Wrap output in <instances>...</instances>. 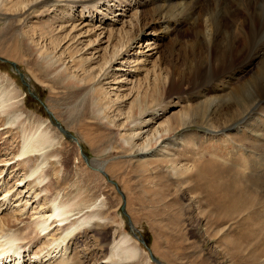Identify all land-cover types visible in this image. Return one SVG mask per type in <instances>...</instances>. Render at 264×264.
Returning a JSON list of instances; mask_svg holds the SVG:
<instances>
[{
    "label": "rangeland",
    "instance_id": "374dc122",
    "mask_svg": "<svg viewBox=\"0 0 264 264\" xmlns=\"http://www.w3.org/2000/svg\"><path fill=\"white\" fill-rule=\"evenodd\" d=\"M98 1L0 0V218L32 226L54 198L81 205L73 216L99 213L60 247L53 223L29 245L40 256L24 252L22 264L63 253L68 264H264V95L248 106L230 93L264 62V15L254 0H223L210 16L220 31L206 36L183 0ZM171 4L168 34L150 13L137 20ZM185 116L193 123L179 127ZM157 130L168 135L154 147ZM32 135L44 159L20 155ZM122 235L139 257L107 261Z\"/></svg>",
    "mask_w": 264,
    "mask_h": 264
},
{
    "label": "bare ground",
    "instance_id": "6f19581e",
    "mask_svg": "<svg viewBox=\"0 0 264 264\" xmlns=\"http://www.w3.org/2000/svg\"><path fill=\"white\" fill-rule=\"evenodd\" d=\"M101 1L102 0H99L98 2L100 3ZM151 2H152V0H151ZM250 2L252 3V6H254V11L260 17H263L262 15H264V4H262L263 6H261L258 0H254V2H252V1H250ZM162 3H164V2H162ZM197 3L199 5H197ZM212 3H213L212 0H187V1L183 0L182 2L177 3V5L179 4V6L182 5L183 7H186L189 4H192V6L188 7L189 9L192 8L191 10H194L193 13L190 12V13H192L194 15V22H193L194 24H192V28H193L194 25H196V27H197V25H208L204 29V32H205L204 35H206V36L209 35L210 36V34L214 33L215 30H219L220 31V29H216V27L214 26V23H217V24L220 23L221 24V21H219V19L218 20L217 19L214 20L210 16L213 15L212 13H218V14L222 13L221 9H222V7L224 5L223 0H219V3L218 2H214V7H211ZM166 4H168V3H166ZM166 4H164V5H166ZM151 5H153V4H151ZM177 5L171 4V5H167V6H160L164 10L160 9L158 11L159 13L156 10L154 11V9L152 10L153 12H151L150 11L151 9H150L149 11H145L143 13H140L139 16H137V20H139V19L141 21L146 20V14L150 13L151 14V18L149 19L150 21L157 23V25L158 24H165L166 23L165 20H167V17H168L167 13L174 11V9H176V11H177L178 10L177 9L178 8ZM155 8H156V6H155ZM185 9H187V8H184V10ZM180 10H182L184 12L183 8L180 9ZM180 13H181V11H180ZM186 14L188 16V13H186ZM165 15H167V16H165ZM169 18H170V16H169ZM171 18H172V16H171ZM177 18H179V17H177ZM163 19H165V20H163ZM175 23H176V20H175ZM166 24H165V31H164L165 33H167L169 31V29L171 28V27L166 26ZM240 25H243V24L240 23ZM192 28H191V30H192ZM172 31H173V29H172ZM223 40H225V39H223ZM138 41H140L139 37H136L135 39H133L131 41V43L129 45H127L125 47H122L121 50L118 49L119 51L117 50L118 52L116 51L113 54V56H112V58H111V60L109 62V68L112 67L113 64L116 61H118V59L122 58V56L124 54L128 53L134 47V45L136 46ZM100 42H101V39L98 41V43H100ZM233 44H236V43L233 42ZM187 45L192 46V48L195 47V49H196V45L195 44H191V45L187 44ZM232 47H233V45H232ZM193 52H194V50H193ZM229 54H227V55H229ZM193 56H194V54H193ZM224 59L227 60V57L225 56ZM224 66L227 67L226 63H224ZM222 67L223 66H221V68ZM218 72H219V70H218ZM106 76H107V74H106ZM226 84H227V82H226ZM236 92H241V96H243V102H246V103L248 102V106H251V104L253 105V103H254V106H255L256 103L258 104L260 98L264 95V62L257 66V69L254 70L253 75L249 76L244 84L242 83L240 86H237L236 88H234V90L232 89V91L230 93H236ZM211 99L213 101H215L218 98H215V99L211 98ZM14 117L15 118H19L20 114H16L15 113ZM181 119L182 120L179 122V127L186 126V125H189V124L193 123L192 121H188L189 118L187 116L182 117ZM177 123H178V121H177ZM238 124H239V122H238ZM168 129L175 130L172 127L168 128ZM167 135L168 134H166V131L162 133V131H158L157 130L154 133V136H153V143H152L153 146L154 147L161 146L164 143V139H165V137ZM37 136L41 138L40 140H43V142L45 141L46 143L49 141V138H50L48 133L46 131H43V130L40 131ZM37 136L32 135L29 138H25L23 140L22 146H21L20 155H23V154H26V153L30 154V152H38V154L41 156L42 159H44L46 157V155L48 154L46 149H48V148H46V146L42 145L43 144V143H41L42 141L38 140V141H40L41 144L37 141ZM150 147H151V144L150 143H146V145L142 149H147V148H150ZM40 164H37L36 167L31 170L29 176L30 175L32 176V174H34L37 171H39L38 169L41 168ZM44 177L42 176V178L41 177H40V179L38 178L39 179L38 182L43 181ZM51 204H52L51 205L52 206L51 211H49V213H47V214L46 213H41V211L38 210V212H40L41 214H39L37 212L39 215L36 218L33 219L34 222L32 223L33 224L32 226L24 224L23 227L20 229L17 226L18 225L17 224V219H18V221H20L18 217H15V216H10L9 217L8 216V217L0 218V240L2 238H5L7 240V241L5 240V242H8V243L10 242L12 245H15L14 247H12V245L10 244V247H8L6 249H3L5 247V245H9V244L6 243L4 245V247L0 250V264H22V263L25 262V260H24V256L25 255L22 254L24 252L26 253V255H28L27 257H28L29 261H30L31 258H34L32 262H35V260L40 256V252H38V251L37 252H33V253H31V256H30V253H29V250H28L29 247H30L29 245H31V243H35L40 238L41 234H45V233L49 232V228H50V226L53 223H54L53 225L59 226L58 228H61V231H62V233L59 236H57L58 238H55V236L52 235L54 237V238L52 237L53 238V241H52L53 244L56 245V246H59L62 242H65L68 239L67 237L71 233L75 232L76 230H79V229L83 228L84 226H86L87 224L92 222L93 220H96V219L99 218V213H97V211H94L93 207H90V206H88L87 211L83 212L82 214L73 216L75 214L74 213L75 208H77V206H81L78 203H76V202L58 201V200L56 201V199L54 198V199H52ZM33 210H35V209H33ZM35 216H36V214H35ZM61 225H66V227H64V226L61 227ZM14 227H16V228H14ZM47 234H49V233H47ZM57 235H58V233H57ZM1 243H3V242H1ZM19 243L21 245H19ZM26 244H28V246L25 248ZM62 246H64V245H62ZM47 249H49V246H48ZM56 249H59V248H56ZM66 249H68V247ZM52 250H54V249H52ZM57 251H59V250H57ZM44 256H46V255H44ZM138 257H139V251L136 249V247L134 245H132L130 238H128V236H126V235L125 236L122 235L117 240L113 241L112 244H110L109 253L107 254V257L105 259L107 261L108 260H115V259H117V260H135ZM6 260H8V262ZM49 260H50V258H49ZM40 261H41V258H40ZM54 262H56L55 264H68V259H67V257L64 256V253H63L59 257V259L57 261H54ZM30 263L31 262H29V264Z\"/></svg>",
    "mask_w": 264,
    "mask_h": 264
},
{
    "label": "water",
    "instance_id": "95a60500",
    "mask_svg": "<svg viewBox=\"0 0 264 264\" xmlns=\"http://www.w3.org/2000/svg\"><path fill=\"white\" fill-rule=\"evenodd\" d=\"M12 65L15 67V69L16 70H18L17 69V67H16V63L15 62H12ZM19 74H20V77L21 78H23V74L21 73V72H19ZM57 126H58V128L60 129V131L61 132H63L64 134H66V136H68V137H70V138H72L75 142H78L77 141V138L74 136V135H72V134H70V133H68L60 124H58L57 123ZM207 131H213V130H209V129H207ZM218 132H221V131H218ZM82 156L85 158V160H86V156L84 155V154H82ZM105 174V173H104ZM122 208H123V206H122ZM142 242H144V241H142ZM145 244V243H144ZM156 259V258H155ZM154 259V260H155ZM157 260V259H156Z\"/></svg>",
    "mask_w": 264,
    "mask_h": 264
}]
</instances>
